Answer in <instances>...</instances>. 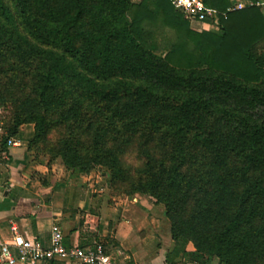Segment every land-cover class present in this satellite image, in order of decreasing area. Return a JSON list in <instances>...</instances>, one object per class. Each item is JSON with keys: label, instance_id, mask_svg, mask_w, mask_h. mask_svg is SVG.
Wrapping results in <instances>:
<instances>
[{"label": "trees", "instance_id": "16d2710c", "mask_svg": "<svg viewBox=\"0 0 264 264\" xmlns=\"http://www.w3.org/2000/svg\"><path fill=\"white\" fill-rule=\"evenodd\" d=\"M250 1L204 0L220 14L215 33L192 28L173 0H0V50L41 59L15 127L42 136L66 124L111 178L155 195L173 221L168 264H264V12ZM138 133L133 168L123 154Z\"/></svg>", "mask_w": 264, "mask_h": 264}, {"label": "crops", "instance_id": "0c3cea01", "mask_svg": "<svg viewBox=\"0 0 264 264\" xmlns=\"http://www.w3.org/2000/svg\"><path fill=\"white\" fill-rule=\"evenodd\" d=\"M236 8L253 5L250 0H231ZM264 12V0H257ZM218 33L220 23L193 24ZM198 31H203L197 28ZM30 131L22 130L9 140L17 144L3 147L0 139V237L14 243L16 232L23 238L37 240L50 248L53 230L61 228L67 248L102 244L116 264H168L173 247L172 234L164 229L165 214L154 204L138 196L123 211L103 204L96 206L90 190L74 185L71 176H55L49 163L35 158L27 148ZM77 185V184H76ZM141 201L143 206L138 204ZM16 230V232H15ZM191 249V248H190ZM0 264H7L0 260ZM16 264H73L53 259ZM173 264H194L178 259ZM208 264H219L217 258Z\"/></svg>", "mask_w": 264, "mask_h": 264}, {"label": "rangeland", "instance_id": "374dc122", "mask_svg": "<svg viewBox=\"0 0 264 264\" xmlns=\"http://www.w3.org/2000/svg\"><path fill=\"white\" fill-rule=\"evenodd\" d=\"M130 1L139 3L141 0ZM191 27L194 29L199 28L206 30L203 26L199 27L192 24ZM10 54L11 53L5 51V49L2 51L0 50V139H5L10 129L16 131L15 135H12V137L17 136L22 128L25 132L31 129L32 132L27 138L26 145L28 150L32 152V155L43 163H49V166H52L50 169L55 171V176H61L62 179L71 176L70 178L73 179L74 185L77 186L79 191H81V189L84 191L90 190V194L96 199V206L102 207V205L105 204L109 207L111 206V208L113 206L115 209L123 211L124 207H128L127 204H131L138 196H141V199L145 197L150 203L154 204V208L159 210L161 214L163 212V214H165V205L158 202L155 195L151 193L142 194L134 190V184H136L134 183L135 179L124 180L120 177L115 179L111 178V169L100 162H94L92 146H83L75 143V140H70L72 137V129L66 124H56L53 127L49 126L46 133L42 136L41 134H36L34 123L21 122L19 126L15 127L19 114H21L19 116L25 119L30 114L28 111L24 113V108L21 107V104L31 98L35 99L33 93L34 79L40 66L41 59L35 58L29 53L16 57ZM114 85L113 83V86ZM75 98V96H69L67 101H69V103H75ZM96 100L99 108L105 106V104H111L106 99L98 98ZM116 108L117 106H113L114 111H108L106 114H102L104 112H101V115L97 117H102L104 120H107L110 115L118 112ZM84 110L91 113L92 116L97 115V112L90 108L89 104L85 105ZM29 111L33 110L31 109ZM57 116H54L53 120H57ZM86 130L87 129L83 127L76 130V132L83 134ZM102 130L103 129L100 128L99 132ZM109 130L113 133H120V130L115 127ZM93 131H96V128L93 129ZM139 134L140 133L134 135L137 139L133 141L132 144L125 147L127 148V153L123 154L126 163L133 168H137L141 165L137 156V152L141 151L142 147L139 143ZM160 135L161 134L158 136L160 137ZM85 136L90 137V135ZM157 144H159L161 148L165 147V144L161 140H158V142L154 143L152 146H157ZM111 147L115 149L118 147V144H111ZM62 154L70 156L73 161L76 160L78 165L70 168ZM105 171L108 173L105 174ZM137 203L143 206L140 200ZM163 226L165 230H168L169 234H172L173 221L166 217V214ZM189 248L192 247L190 246Z\"/></svg>", "mask_w": 264, "mask_h": 264}, {"label": "built area", "instance_id": "2783aa9c", "mask_svg": "<svg viewBox=\"0 0 264 264\" xmlns=\"http://www.w3.org/2000/svg\"><path fill=\"white\" fill-rule=\"evenodd\" d=\"M173 5L184 14L191 25L220 23V14L207 6L204 0H173ZM9 144L16 145L17 142L9 140ZM45 259L69 260L73 264H116L114 258L100 243L67 248L63 243L61 228L57 224L54 225L53 246L50 248L44 247L37 240L23 238L17 232L12 244L0 237V260L7 264H16L19 261L30 263Z\"/></svg>", "mask_w": 264, "mask_h": 264}]
</instances>
